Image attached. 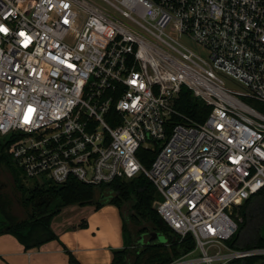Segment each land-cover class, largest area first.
<instances>
[{"label":"built area","instance_id":"2783aa9c","mask_svg":"<svg viewBox=\"0 0 264 264\" xmlns=\"http://www.w3.org/2000/svg\"><path fill=\"white\" fill-rule=\"evenodd\" d=\"M0 27V135L26 176L143 173L196 242L169 264L264 257L226 244L264 187V0H0ZM183 87L203 122L177 109Z\"/></svg>","mask_w":264,"mask_h":264},{"label":"trees","instance_id":"16d2710c","mask_svg":"<svg viewBox=\"0 0 264 264\" xmlns=\"http://www.w3.org/2000/svg\"><path fill=\"white\" fill-rule=\"evenodd\" d=\"M177 109L196 121L203 122L210 112L209 106L201 99L194 97L190 89L183 87L177 100ZM176 120V118H174ZM13 138L5 137L0 159L8 163V147ZM8 153V155H7ZM156 152L148 148H141L138 157L145 167H149ZM13 161L9 155V162ZM10 166V164H9ZM13 176V175H12ZM16 187L21 191L20 204L26 215L16 217L8 208L11 200L0 191V234L14 235L26 249L40 247L44 243L59 239L52 228V221L69 205H95L97 208L110 203L120 210L129 207L131 214H124L123 235L125 245L113 251L111 264H169L192 251L196 242L189 233L181 237L159 215L154 203L161 199L159 191L153 182L143 173L130 179L117 178L110 183L99 185L85 183L74 176H70L63 183H56L50 179L32 187H27L22 181L18 182L13 176ZM17 189V190H18ZM234 216L238 220V230L227 241V245L235 250L264 246V187L247 198L234 209ZM132 221L137 225L143 223L151 225V231L162 234L167 238L166 243L149 240L143 243L127 233V223ZM86 224H81L84 226ZM149 230L143 229L140 237ZM135 242L142 243V247L131 250ZM69 255V264H80L73 253L65 248ZM134 256V260L131 258ZM226 264H264L263 256L233 258Z\"/></svg>","mask_w":264,"mask_h":264},{"label":"crops","instance_id":"0c3cea01","mask_svg":"<svg viewBox=\"0 0 264 264\" xmlns=\"http://www.w3.org/2000/svg\"><path fill=\"white\" fill-rule=\"evenodd\" d=\"M120 211L113 204L69 205L52 221L59 239L31 249L12 234H0V264H69L65 248L80 264H111L113 251L125 245Z\"/></svg>","mask_w":264,"mask_h":264},{"label":"rangeland","instance_id":"374dc122","mask_svg":"<svg viewBox=\"0 0 264 264\" xmlns=\"http://www.w3.org/2000/svg\"><path fill=\"white\" fill-rule=\"evenodd\" d=\"M255 105H257L258 107H261L259 103L255 102ZM4 139L5 137L0 135V155L3 154L4 152L2 150V144H3ZM12 175L17 179L18 182L22 181L27 187H32L36 183L42 184L46 182L47 179L43 175H38L35 177L26 176L23 169L19 167L18 165H16L14 161L9 162V155H8V163L5 162L3 159H0V191L5 197H8L11 200V206L9 207L8 205V208L11 211V213L15 215L16 217L21 218V217H24L26 213H25L24 207L20 204V201H19V197H21V191L16 187L15 181ZM107 204H110V203H107ZM156 205H157V201L154 203V206ZM102 206H100L99 208H101ZM95 208L97 207L95 206ZM120 212L122 214L123 221L125 219L124 214H123L124 212L126 215L131 214V210L129 209V207H124ZM126 221L128 220L126 219ZM146 227L149 231L145 232L143 235L138 237L142 233L143 229ZM151 229H152L151 225L146 224V223H143V225L141 226L133 223L132 221H128L127 223V233L133 236L136 239V241H139V238H141L140 242L143 241V243L149 242L150 239L153 241H156L157 243L167 242V238L164 235L152 232ZM135 243L136 244L131 246V250L133 251L142 247V243H139V242H135ZM199 255H200L199 251L195 252L194 254V256H199ZM132 260H134V256L131 258V261Z\"/></svg>","mask_w":264,"mask_h":264},{"label":"snow or ice","instance_id":"6c2138e0","mask_svg":"<svg viewBox=\"0 0 264 264\" xmlns=\"http://www.w3.org/2000/svg\"><path fill=\"white\" fill-rule=\"evenodd\" d=\"M0 31H6V29L0 27ZM21 35H23V33H21Z\"/></svg>","mask_w":264,"mask_h":264}]
</instances>
